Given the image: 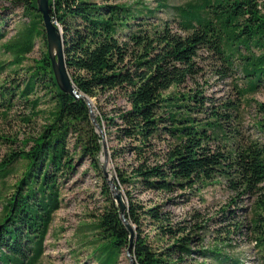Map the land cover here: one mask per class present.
I'll use <instances>...</instances> for the list:
<instances>
[{"label":"trees","instance_id":"16d2710c","mask_svg":"<svg viewBox=\"0 0 264 264\" xmlns=\"http://www.w3.org/2000/svg\"><path fill=\"white\" fill-rule=\"evenodd\" d=\"M155 1V7L141 0L47 2L49 16L61 31L71 82L91 99L103 129L113 183L124 194L125 218L133 226V263L226 262L218 246L200 245L197 232L203 225L173 220L162 203L138 197L176 190L190 194L219 180L232 194L230 203L245 198L250 208L244 222L234 221L237 209L228 205L217 220H229L232 233L244 228L259 264H264V102L248 97L264 89V0H189L182 5ZM13 3L22 7L27 21L3 44L11 54L7 65L14 68L0 81V122L14 120L22 138L17 141L15 131L0 134L8 145L0 159V180L13 173L15 164H23L10 193L1 196L0 264H38L75 154L86 158L101 177L107 200L91 225V255L96 264H116L128 233L100 169L101 136L89 121L83 99L61 92L54 83L35 0ZM157 10H170L173 17L159 19ZM3 37L0 25V40ZM35 38L41 39L44 50L20 77H13ZM200 51L214 59L213 73L220 79L234 74L238 63L242 85L230 78L231 91L218 103L199 83ZM3 68L0 63V72ZM251 102L257 115L254 129L263 141L241 133L242 108ZM18 107L20 111L13 110ZM17 143L18 148L11 147ZM225 234L223 240H228L229 231Z\"/></svg>","mask_w":264,"mask_h":264},{"label":"rangeland","instance_id":"374dc122","mask_svg":"<svg viewBox=\"0 0 264 264\" xmlns=\"http://www.w3.org/2000/svg\"><path fill=\"white\" fill-rule=\"evenodd\" d=\"M13 1L0 0V25L1 32L4 33V37L0 40V63L4 64V68L0 72V81L7 77V75L12 74L11 69L14 68V65H7L11 60V54L4 51L3 44L8 39L14 37L15 33L19 32L27 21L26 16L22 14V7L19 4H14ZM107 1L108 3H132L137 0ZM141 1L149 7H155L156 4L155 0ZM187 1L189 0H167V4L182 5ZM155 16L159 19L169 20L173 17V14L170 10H157ZM171 24L173 27L175 26L173 22ZM43 50L44 46L41 39L35 38L31 50L25 54L24 60L19 66L22 70L17 68L19 69L17 70L18 75H13V77H20L23 68L31 64L32 60L38 59ZM252 52L257 54L258 51L253 49ZM199 55L197 59L201 66V80L199 83L203 84L205 92L212 96L215 103L220 102L221 98L226 97L231 91L230 78H234L238 85H242L237 62H234V74L230 77L220 79L213 73V68L215 67L214 59L210 58L205 51H200ZM202 81L206 82L203 83ZM248 97L256 102H264V89L260 88ZM40 107L44 106L42 105ZM13 110L20 111L21 108H14ZM256 119L257 115L253 102L248 106L245 105L242 108L243 127L241 128V133L258 141H263V138L254 129ZM10 121L12 122H0V134L2 136L8 135L9 133L13 134L14 131L22 132V129H17L14 120L10 119ZM36 122L39 123L41 120L37 119ZM24 130L30 132L31 128H24ZM32 131L34 130L32 129ZM21 138L22 134L18 133L16 140L19 141ZM12 146L13 148H18L19 144H12ZM7 147V144L0 141V159L8 150ZM74 162V170L67 177V180L61 188V205L53 214L51 224L43 242V255L38 264H96L91 255V250L95 247V232L91 225L107 204V200L101 192V177L93 171L88 160L86 158H79L75 154ZM100 163H102V154ZM22 164V161L15 164L13 173L0 180V206L2 204L1 196L10 193L12 183L22 170ZM106 170L109 172V175L113 176V166L110 161L106 165ZM181 193L184 194L179 196ZM138 197L140 199L150 198L151 200L162 203L163 208L171 212L173 220L187 219L191 224L196 222L203 225V228L197 232L201 237L200 245L203 247L216 245L221 248V251L227 258V261L222 264L260 263L259 254L257 255L256 250H254L252 244L247 239L244 228H241L238 233H232L231 229L233 226L230 225L229 220L224 222L217 220L220 210L228 205L230 209H237L234 221L244 222L245 218L248 217L250 208V201L245 198L241 201H236V203H230L232 194L223 186L222 181L216 180L213 184L204 186L190 194H188L187 190L182 192L176 190L172 194L162 193L160 195L153 192H145ZM167 197L173 198V201H167ZM241 208L242 210H240ZM193 213L197 214L192 219L191 215ZM226 230L229 231L227 235L228 240H223L226 236ZM217 238L221 240L217 241ZM192 257L198 261L202 260L195 256ZM202 261L209 263V259ZM116 264H128L123 251L119 254Z\"/></svg>","mask_w":264,"mask_h":264},{"label":"water","instance_id":"95a60500","mask_svg":"<svg viewBox=\"0 0 264 264\" xmlns=\"http://www.w3.org/2000/svg\"><path fill=\"white\" fill-rule=\"evenodd\" d=\"M47 2L48 0H35V8L41 15V23L43 26L46 45V54L51 66V75L53 77L55 85L61 92L72 95L75 98L80 97L83 99L87 107L89 121L94 128V131L101 136L102 163L100 164V169L103 178L105 179V182L109 188L112 201L117 209L118 218L120 219L121 223L128 233V243L124 254L127 258L128 264H134L132 255L130 254L133 239V226L125 218L127 205L124 194L120 189L116 187V185L113 183V176L109 175V172L106 170V165L108 161H110V159L102 134L103 129L102 127H100V125H98L96 121L91 99L78 92L71 82L70 76L64 63L61 31L49 16Z\"/></svg>","mask_w":264,"mask_h":264}]
</instances>
